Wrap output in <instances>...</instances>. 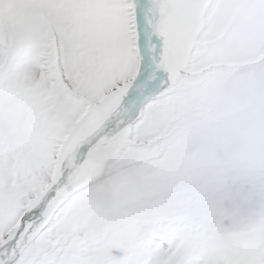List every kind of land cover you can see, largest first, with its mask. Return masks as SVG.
<instances>
[{
    "label": "snow or ice",
    "instance_id": "snow-or-ice-1",
    "mask_svg": "<svg viewBox=\"0 0 264 264\" xmlns=\"http://www.w3.org/2000/svg\"><path fill=\"white\" fill-rule=\"evenodd\" d=\"M0 264H264V0H0Z\"/></svg>",
    "mask_w": 264,
    "mask_h": 264
}]
</instances>
